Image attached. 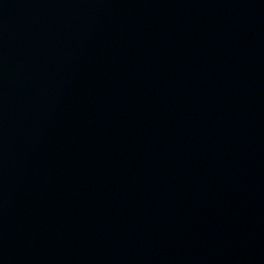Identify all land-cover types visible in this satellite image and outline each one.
Returning a JSON list of instances; mask_svg holds the SVG:
<instances>
[{
	"label": "water",
	"instance_id": "1",
	"mask_svg": "<svg viewBox=\"0 0 264 264\" xmlns=\"http://www.w3.org/2000/svg\"><path fill=\"white\" fill-rule=\"evenodd\" d=\"M0 264H264V0H0Z\"/></svg>",
	"mask_w": 264,
	"mask_h": 264
}]
</instances>
